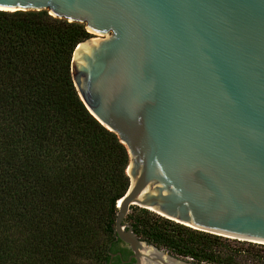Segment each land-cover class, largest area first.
I'll use <instances>...</instances> for the list:
<instances>
[{
    "label": "water",
    "instance_id": "95a60500",
    "mask_svg": "<svg viewBox=\"0 0 264 264\" xmlns=\"http://www.w3.org/2000/svg\"><path fill=\"white\" fill-rule=\"evenodd\" d=\"M92 35L71 76L129 154L115 239L136 264H196L149 247L136 206L200 232L264 245V0H0Z\"/></svg>",
    "mask_w": 264,
    "mask_h": 264
},
{
    "label": "trees",
    "instance_id": "16d2710c",
    "mask_svg": "<svg viewBox=\"0 0 264 264\" xmlns=\"http://www.w3.org/2000/svg\"><path fill=\"white\" fill-rule=\"evenodd\" d=\"M89 38L84 25L47 11H0V264L109 259L129 154L74 86L73 53ZM132 226L196 264H240L246 251L167 219L135 217Z\"/></svg>",
    "mask_w": 264,
    "mask_h": 264
},
{
    "label": "rangeland",
    "instance_id": "374dc122",
    "mask_svg": "<svg viewBox=\"0 0 264 264\" xmlns=\"http://www.w3.org/2000/svg\"><path fill=\"white\" fill-rule=\"evenodd\" d=\"M49 14V13H48ZM90 37H92V35H90ZM143 210L139 207H136V206H133L131 207L128 215H127V218L125 219V222L129 223L132 225L133 223V219L135 217H151L155 220H162V219H166L164 217H161L160 215H157L156 213L154 212H151V211H147L148 214H145L142 212ZM175 223V222H174ZM141 241H143L144 243H146L149 247H154L156 248L159 252H163L165 255H170L172 257L176 256L175 254H173L168 248L166 247H163V246H157V245H154L152 244L151 242H149L147 239L145 238H141ZM224 238V237H222ZM227 239V238H225ZM233 247L235 248H239V249H244L246 250L244 254H242V256L239 258V263L240 264H264V258H256L255 256L257 255H260L262 257H264V249L263 248H254V249H251L250 247H248V243L249 242H244V241H237V240H234V239H228L227 240ZM254 243H252L253 245ZM89 260L86 259L84 261V263H88Z\"/></svg>",
    "mask_w": 264,
    "mask_h": 264
},
{
    "label": "flooded vegetation",
    "instance_id": "af4514ba",
    "mask_svg": "<svg viewBox=\"0 0 264 264\" xmlns=\"http://www.w3.org/2000/svg\"><path fill=\"white\" fill-rule=\"evenodd\" d=\"M110 248L109 259L103 264H136L133 252L122 241L114 239Z\"/></svg>",
    "mask_w": 264,
    "mask_h": 264
},
{
    "label": "bare ground",
    "instance_id": "6f19581e",
    "mask_svg": "<svg viewBox=\"0 0 264 264\" xmlns=\"http://www.w3.org/2000/svg\"><path fill=\"white\" fill-rule=\"evenodd\" d=\"M118 202H119V203H121V201H120V200H119Z\"/></svg>",
    "mask_w": 264,
    "mask_h": 264
}]
</instances>
